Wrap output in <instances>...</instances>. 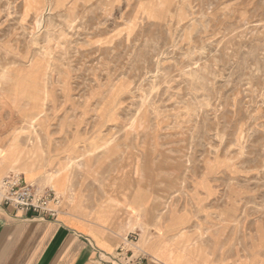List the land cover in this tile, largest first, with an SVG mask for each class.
<instances>
[{"label":"rangeland","instance_id":"obj_1","mask_svg":"<svg viewBox=\"0 0 264 264\" xmlns=\"http://www.w3.org/2000/svg\"><path fill=\"white\" fill-rule=\"evenodd\" d=\"M10 144L0 179L25 152L64 207L123 191L112 216L146 235L172 213L169 244L183 227L206 264H264V0H0Z\"/></svg>","mask_w":264,"mask_h":264},{"label":"crops","instance_id":"obj_2","mask_svg":"<svg viewBox=\"0 0 264 264\" xmlns=\"http://www.w3.org/2000/svg\"><path fill=\"white\" fill-rule=\"evenodd\" d=\"M18 152L20 159L12 167H18L27 182H41L44 174L36 176V162L26 161L23 159L25 152ZM59 181L64 188L65 174L61 173ZM121 192L106 197L93 212L75 208L70 198L55 220L31 218L21 210L1 207L0 264H104L102 257L113 255L121 246L123 228L141 229L136 245L146 249L145 264H206L205 258H200L197 245L189 242L183 227L174 234L173 244L164 240L166 232L175 231L185 223L172 213L152 221L148 225L152 231L150 235H146L133 216L122 217L119 213L115 220L120 223L107 225L103 222L101 217L110 218L114 209L110 206L101 211L102 207L109 198L114 199ZM85 208L90 211L87 206ZM196 256L200 262L195 260Z\"/></svg>","mask_w":264,"mask_h":264},{"label":"built area","instance_id":"obj_3","mask_svg":"<svg viewBox=\"0 0 264 264\" xmlns=\"http://www.w3.org/2000/svg\"><path fill=\"white\" fill-rule=\"evenodd\" d=\"M63 202L64 198L52 187L27 182L18 173H11L0 179V208L10 207L21 210L25 216L31 218L55 220L62 210ZM125 241L129 245L135 244L138 241L137 235L129 233ZM117 251V255L108 254L107 259L101 261L104 264H145L147 262L146 252L139 248L135 249V257L130 248L124 251L123 246H120Z\"/></svg>","mask_w":264,"mask_h":264},{"label":"bare ground","instance_id":"obj_4","mask_svg":"<svg viewBox=\"0 0 264 264\" xmlns=\"http://www.w3.org/2000/svg\"><path fill=\"white\" fill-rule=\"evenodd\" d=\"M17 153V149H16V147H15V145L14 144H10L8 147H7V153H6V157L8 158V159H12L13 158V156L15 155ZM51 176V178L53 177V175L51 174L50 175ZM31 183H33V182H31ZM37 184V183H36ZM50 187H52V186H50ZM54 190H55V192L58 194V192L56 191V189L54 188V187H52ZM59 195V194H58ZM61 196V195H60ZM121 200H118L117 198H114V199H112V198H109L108 199V201H107V203H106V205L104 206V208L101 210V211H104V209L107 207V209L109 208V206H112V205H114L115 206V208L117 209V212L119 211V210H124L125 209V212H127V207L125 206V203H124V200H123V198H120ZM115 218L116 217H113V216H111L110 218H106V217H104V218H102L101 217V219H102V221L103 222H106V224L107 225H112L114 222L116 223H120V220H115ZM123 240L125 241V237H123ZM126 242V241H125ZM130 246L133 248V250H135L136 248H139L137 245H136V243L135 244H130Z\"/></svg>","mask_w":264,"mask_h":264}]
</instances>
